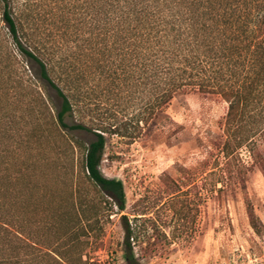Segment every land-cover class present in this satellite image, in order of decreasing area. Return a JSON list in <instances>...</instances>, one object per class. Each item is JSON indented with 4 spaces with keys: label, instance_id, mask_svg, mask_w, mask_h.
Returning a JSON list of instances; mask_svg holds the SVG:
<instances>
[{
    "label": "rangeland",
    "instance_id": "1",
    "mask_svg": "<svg viewBox=\"0 0 264 264\" xmlns=\"http://www.w3.org/2000/svg\"><path fill=\"white\" fill-rule=\"evenodd\" d=\"M20 2L29 32L44 48L79 68L74 83L87 118L136 125L143 116L144 93L141 85L137 91L129 88L119 57L108 52L97 55L99 62L80 57L91 52L95 30L83 20L79 0ZM13 61L26 80L27 97L40 104L48 119L58 99L34 79L33 63L20 56ZM18 98L13 99L16 105ZM4 103L0 94V108ZM227 106L219 96L179 93L147 125L139 121L141 129L134 139L106 134L99 169L122 181V209L72 171L71 155L63 152L68 140L87 145L94 139L92 132L69 127L53 131L44 123L39 147L33 143L31 151L8 149V173L15 169L20 150L24 159L35 160L34 172L21 186L30 180L27 192L33 197L34 220L42 209L51 220L33 228L34 240L42 247L41 263L264 264V86L231 123L226 121ZM33 132L29 129L34 141ZM77 155L75 149V163ZM75 182L80 183L82 220L64 240L57 239L68 224L77 222L72 200L78 197L71 195ZM122 215L135 235L130 239L132 263L124 258Z\"/></svg>",
    "mask_w": 264,
    "mask_h": 264
},
{
    "label": "trees",
    "instance_id": "2",
    "mask_svg": "<svg viewBox=\"0 0 264 264\" xmlns=\"http://www.w3.org/2000/svg\"><path fill=\"white\" fill-rule=\"evenodd\" d=\"M83 20L95 30V44L89 54L80 57L99 62L98 54H116L129 88L144 93L143 116L134 126L115 124L87 115L80 107L81 94L74 82L79 68L69 58L58 57L44 48L24 26L20 0H0V94L5 103L0 108V264H42V247L37 246L33 228L51 220L46 209L34 220L33 197L28 195L30 180L24 177L35 170L33 158H23L18 151L15 169L7 172L8 149L39 147L44 131L69 127L92 132L87 145L68 140L71 170L84 176L120 209L124 205L123 183L104 176L99 169L105 135L117 134L134 139L142 121L147 125L164 111L179 93L190 91L219 96L227 102L226 121L231 123L244 111L254 92L264 86V0H79ZM91 28V27H90ZM20 56L33 63L31 73L58 99L54 114L47 119L35 100L29 99L22 74L13 58ZM79 56V55H76ZM32 65V64H31ZM21 72H26L25 66ZM30 69V68H29ZM73 76V77H72ZM74 83V84H73ZM21 96V98H18ZM18 98V103L13 99ZM35 102V103H34ZM41 107V106H40ZM39 108V109H38ZM71 118L72 124L66 119ZM18 125L15 129L13 125ZM46 123L47 127L42 128ZM45 127V126H44ZM29 129L34 130L31 137ZM14 139L10 141V139ZM15 143L14 147L10 143ZM78 150L76 163L73 152ZM59 155V150L55 151ZM21 156V157H20ZM75 156V155H74ZM77 222L57 234L63 239L81 222L80 183L71 188ZM34 213V214H33ZM83 213V212H82ZM124 229V258L132 263L131 238L134 231L127 217L121 216ZM88 223V222H87ZM85 230V225L79 226ZM61 258V257H60ZM62 259V258H61ZM61 262L59 259L57 260Z\"/></svg>",
    "mask_w": 264,
    "mask_h": 264
}]
</instances>
